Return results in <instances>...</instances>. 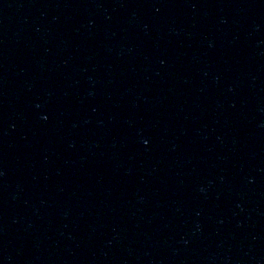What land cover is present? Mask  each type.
<instances>
[{
    "label": "water",
    "instance_id": "water-1",
    "mask_svg": "<svg viewBox=\"0 0 264 264\" xmlns=\"http://www.w3.org/2000/svg\"><path fill=\"white\" fill-rule=\"evenodd\" d=\"M0 264H264V0H0Z\"/></svg>",
    "mask_w": 264,
    "mask_h": 264
}]
</instances>
